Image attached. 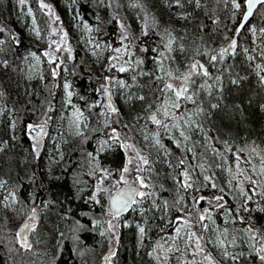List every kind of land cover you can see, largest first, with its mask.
I'll list each match as a JSON object with an SVG mask.
<instances>
[{
    "label": "trees",
    "instance_id": "1",
    "mask_svg": "<svg viewBox=\"0 0 264 264\" xmlns=\"http://www.w3.org/2000/svg\"><path fill=\"white\" fill-rule=\"evenodd\" d=\"M231 1L27 0L40 35L33 38L11 0H0V183L20 204L43 210L31 255L13 245L20 218L0 207V264H99L108 249L99 233L107 200L94 184L111 177L119 187L127 142L148 161L149 195L123 217L108 214L126 221L110 264H264V4L239 28L244 0H236L241 9ZM88 40L102 47L93 56ZM28 54L41 58V78L20 80ZM194 64L205 70L188 79L168 127L155 130L148 114L165 102L166 78H182ZM118 80L109 113L100 105L102 86ZM64 84L90 123L85 136L60 143L64 155L53 163L45 140L36 154L26 127L60 134ZM189 116L196 117L193 133L184 126L183 136L169 133ZM112 130L118 135L110 141ZM103 139L108 145L99 151Z\"/></svg>",
    "mask_w": 264,
    "mask_h": 264
},
{
    "label": "rangeland",
    "instance_id": "2",
    "mask_svg": "<svg viewBox=\"0 0 264 264\" xmlns=\"http://www.w3.org/2000/svg\"><path fill=\"white\" fill-rule=\"evenodd\" d=\"M11 2H12V7H13L14 18L18 21V24L22 28L23 33L33 38H38L40 36L38 27L35 22L33 13L27 3V0H24L22 4L20 3V0H11ZM231 6L233 9H236L233 6V0L231 1ZM77 23H80L82 29L85 31V34H87L86 36H89V33L91 31L90 26L86 24L85 22H82L80 20V17H78ZM62 44H63L62 41L61 43L59 41V47H61ZM101 48L102 47L100 46V44L96 43L94 40H88L86 43V50L91 56L97 54V51L99 52ZM103 50L106 51L104 48ZM104 51L102 53H104ZM68 54L70 55V57L73 56L70 51L68 52ZM41 63H42L41 58L37 57L36 55H33V54L26 55L23 62L21 63V67L19 70L20 80L30 81L36 78H41ZM204 70H205L204 67L196 68L195 70H193L192 66H190L184 77L175 78L172 76H168L166 78L165 84L167 85L168 82H170V85H172V89H168L166 87L167 90L169 91V94L167 95L165 102L163 103V105L158 106L159 109H155L148 114L149 116L152 113H156V118L161 121V124H157L154 121H151L148 117V120L151 123L156 125L155 130L164 128V125H167L170 121L172 122L173 117H174L173 104H175L178 100L176 97V90H177L178 85L181 84L183 85V87H186L187 89L188 79L191 76H193L197 71H204ZM110 82H113V84H110ZM114 84L117 87L118 86L121 87L122 83L120 80L108 81L104 83V85L102 86L103 98H102V102L100 103V105L102 104L105 111L109 113L112 112L113 109L116 110V102L113 97L114 87H112L114 86ZM69 93H71V95H69ZM121 93L125 95L126 91L121 92ZM185 93L180 98L184 97ZM173 96L175 100L173 99ZM71 97H72V92L71 90H69V85L64 84L61 88V105H60L59 115L57 117V121H59L61 125V127H59L60 134H53L50 136L46 135V131H45L46 128L42 127L43 124H38L36 126L32 124V127H29L31 124H28V126L26 127L27 133L30 135L29 138H30L31 144L35 146L36 148V154L37 152H39L42 146V143L45 140L46 142L45 143V146H46L45 147V151H46L45 157L49 162L51 161L53 163L54 162L56 163L62 159L64 153L59 146L60 143L74 142V140L79 139L82 136H85L88 131L87 127H88V123L90 122L88 121L86 114L81 109H79L74 103H72ZM108 101H110L112 107L108 104ZM165 110H167L169 113L167 117H165L164 115ZM195 119H196L195 116L192 118L189 116L187 117V121L186 120L183 121V125L181 124L179 125L178 122H174L170 126L171 130L169 131V133L171 131H174V132H178L179 134H181L184 131V130L180 131V129L183 128V126L186 128L187 131L193 133V131L196 129V126H197ZM44 122L45 121H43V123ZM115 133H114V130L110 131L111 135L108 138L110 141H113V137H115V135H118ZM140 136H142V134ZM142 138H144V136H142ZM105 142H106L105 139H103L97 143V147L99 148V151H102L103 147L106 146V144L108 145V143L107 142L105 143ZM123 146L125 147V150L128 155L127 161H126L127 163L125 165L128 171L125 172L123 169L121 177L119 179V183H120L119 186L125 185L124 181L126 180L127 184H134L138 187L139 191L145 192L147 194L146 187L141 188L139 183L137 182V177L139 176L143 179L146 185V180H144V176L142 174L143 172L142 160H144V156L140 154L138 147H136L134 143L127 142V143H124ZM132 151H134V154ZM94 158L95 156L88 154L87 159L89 160V162L87 161V163L88 165H90L89 167L94 166L95 164L94 161L96 160V158L95 159ZM134 161L136 162V164L134 163ZM225 172H228L227 167L225 168ZM102 180L103 179H101V181H98L94 185H96L97 190L100 191L101 197L107 200L109 195L113 191L116 183L112 180L111 177L108 179V182H105ZM262 180L264 182V179ZM146 197L147 196L141 198L139 196H136V203H134L132 211H135L139 207L140 202H142L144 198ZM0 207L3 209H7L10 212L15 213L14 215L15 221L16 219L20 218V222L17 227L16 236H15L16 241L13 243V245L16 244L17 246L27 249L30 254L34 252V249L36 248L32 249V247H34L33 243H35V238L39 232L40 223H41L40 219L42 217L43 210L38 209L36 206L27 207L25 205L20 204L18 201L17 193L13 190L6 188L3 183H0ZM105 208L106 210L103 214H107L106 215L107 218L103 225V228H101L99 233L108 239V249L105 251V253H107V258L105 260H101L99 264H110V261H111L110 256H112L115 250L114 248H115V242H116V233L121 227L126 225V221L124 220L120 221L119 223L118 222L115 223L109 211L107 201H106ZM33 209H35L34 218H33ZM108 214L112 218L109 217ZM27 220L33 221L34 225L28 229L27 234L24 236L26 237V240H27V246H24L23 242L20 239H18L17 233L21 232V227L24 224V222ZM141 228L142 227L140 226L136 229V247H138L142 241L143 233H141L140 231ZM13 248L16 249L15 247ZM261 258H262V255H261ZM38 264H43V263L38 262ZM204 264H213V262L204 261Z\"/></svg>",
    "mask_w": 264,
    "mask_h": 264
},
{
    "label": "snow or ice",
    "instance_id": "3",
    "mask_svg": "<svg viewBox=\"0 0 264 264\" xmlns=\"http://www.w3.org/2000/svg\"><path fill=\"white\" fill-rule=\"evenodd\" d=\"M23 2H24V0H20L21 4ZM244 3L246 4V7H247V11L244 13V20L247 21L248 18L252 15V10H253V8H255L256 4L257 3L264 4V0H244ZM233 6L235 8H237V9H241V7H242V5L240 3H237L236 0H233ZM241 27H243V24H241ZM237 31H239V29H237ZM229 47L233 48V49L236 47L235 40L232 41V43L229 45ZM116 51L119 52L120 49H116ZM222 55H223V53H222ZM212 59L215 60L216 57L213 56ZM200 67L202 68L203 66L201 65ZM192 68H193V70H195L197 68V65H195V64L192 65ZM125 70L126 69L123 68V67H121L119 69V71H121V72H123ZM204 74L207 75V72H205ZM53 75H55V73H53ZM185 79H187V78H185ZM166 87L168 89H172V85H170V84L167 85ZM186 91H187L186 87H181L178 90H176L177 99H179L181 96H183ZM69 95H71V93H69ZM186 98L187 99H191V97H186ZM141 99H142V97H141ZM173 107L178 108L179 104H173ZM113 111H115V109H113ZM164 115H165V117H167L169 115L167 110L164 111ZM150 119H152L157 124H161V121L158 120L155 115L150 117ZM29 127H31V126H29ZM164 127L167 128L168 126L164 125ZM181 135L183 136L184 134L181 133ZM184 138L187 139L186 136ZM157 143H159V141H157ZM161 147H163V146L161 145ZM142 163L147 164L148 161L147 160H142ZM181 163H183V161H181ZM124 171L125 172L128 171L127 167L124 168ZM184 176H185L184 187H191V185L187 183V179H188L187 173H184ZM205 179L207 180L208 177L206 176ZM124 182H125V184H127L126 180ZM137 182L139 183L141 188H144V187L147 186V185H145L143 179L141 177H139V176L137 177ZM213 187H215V185H213ZM146 195H149V194H146L145 192L139 191L136 188L127 187L126 189L121 191L119 199H113V201H112V207L114 209V214L118 215L120 211L126 210L129 207L130 204L136 203V200H135L136 196H139V197L143 198ZM94 198L95 197H93V199ZM217 199L218 200L222 199V197H217ZM205 211H207V210H205ZM34 214H35V209H33V218H34ZM200 219L203 220L204 216L202 215L200 217ZM30 227L31 226L29 224H25L24 229H21V232L17 233L18 239H20L23 242L24 246H27V240H26V237L21 235V233H23L25 229H28ZM140 231H141V233H143L144 229L141 228ZM177 232H179V229H177ZM197 248H199V241H197ZM206 259H207V257H206ZM262 259H264V257H262Z\"/></svg>",
    "mask_w": 264,
    "mask_h": 264
},
{
    "label": "water",
    "instance_id": "4",
    "mask_svg": "<svg viewBox=\"0 0 264 264\" xmlns=\"http://www.w3.org/2000/svg\"><path fill=\"white\" fill-rule=\"evenodd\" d=\"M260 4H261V3H257V4H256L255 8H253V10H252V14H253V12L255 11V9H256ZM246 11H247V7H246V4L244 3V12H243V15H242V18H241V22H240L239 28H242V27H241V24H243V26H244V25L250 20V18L252 17V15H251V16L248 18V20L245 21V20H244V13H245ZM169 84H170V82H168L167 85H169ZM181 87H183V85L179 84L178 87H177V90H178L179 88H181ZM108 104L112 107L110 101H108ZM153 115L156 116V113H152V114H150V115L148 116L149 119H150V117H152ZM150 120L153 121L152 119H150ZM127 187L136 188V189L138 190V187H137L136 185H134V184H125V185H122V186L118 187L117 189H115V190L112 192V194L110 195V197H109V200H108V206H109V210H110V212H111V215H112V217H114V218L121 217V216H123L125 213L129 212V211L131 210L133 204H134V203L130 204L129 207H128L126 210H122V211H120L118 215L114 214V209H113V207H112V201H113V199H119V198H120V193H121V191L124 190V189H126ZM135 199H136V197H135ZM25 224H29V225L32 227V226L34 225V222L31 221V220H30V221H29V220L25 221L24 224L22 225L21 229H24ZM28 229H29V228H28ZM28 229H25L24 232L21 233V235H22V236H25V235L27 234V232H28ZM106 258H107V254L103 256L102 260H105Z\"/></svg>",
    "mask_w": 264,
    "mask_h": 264
},
{
    "label": "flooded vegetation",
    "instance_id": "5",
    "mask_svg": "<svg viewBox=\"0 0 264 264\" xmlns=\"http://www.w3.org/2000/svg\"><path fill=\"white\" fill-rule=\"evenodd\" d=\"M32 127V125H30Z\"/></svg>",
    "mask_w": 264,
    "mask_h": 264
}]
</instances>
